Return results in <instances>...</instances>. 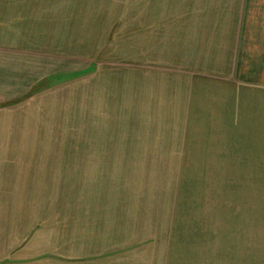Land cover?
I'll list each match as a JSON object with an SVG mask.
<instances>
[{"label": "crops", "instance_id": "obj_1", "mask_svg": "<svg viewBox=\"0 0 264 264\" xmlns=\"http://www.w3.org/2000/svg\"><path fill=\"white\" fill-rule=\"evenodd\" d=\"M96 4L90 5V12L86 15V7L71 0H0V202H45L49 187L46 185L45 189L39 184L38 168L35 174L32 162L24 166L21 158L8 157V149H14L13 153L21 156L22 147L18 146L17 149L7 146V139L33 137L31 133L43 121L40 113L42 108L49 110L47 115H53L51 122L57 133L59 121L54 116L66 115L70 118L76 107L79 123H113L118 119L110 116L121 112L118 103H112L113 92L122 89L128 93L130 102L126 106L132 109L130 115L139 116L142 113L143 117H148L144 119L145 122L159 121L149 116H169V119L163 118L162 121L181 123L184 121V109L186 114H190V108L199 107L203 97L212 99L216 105L211 104L215 107H222L225 101L235 102L236 91L230 87L245 84L238 81V84L224 86V80L229 82L231 76L250 75L253 71L250 68L255 66L252 69L261 70L255 73L264 77V2L145 0L141 5L146 11L143 16L138 4L129 8L130 25L120 29L123 30L122 34L118 31V14L108 13L115 9L110 5L104 7L101 3L100 6ZM97 11L100 13L97 14ZM104 11L107 13L104 14ZM89 43L93 45L89 46ZM115 47L121 53L115 55L116 52L112 51ZM108 51H112L114 57L109 56L111 52ZM106 55L110 57L109 62L103 60ZM74 57H78V60H74L79 63L89 60L88 64L82 62L77 69V81L82 86L78 90L81 93L77 94L78 97L74 94L76 101L69 98L56 101L54 92L69 91L71 84H74L69 77ZM88 76L95 77L92 95H89L92 89L88 90L83 83ZM214 81H224L219 83L223 86L213 88ZM215 89L218 95L210 93ZM105 91L107 95L104 97ZM60 107L62 109L59 110ZM234 119V122L246 121L244 118ZM28 123L31 124L28 126ZM33 124L34 131L31 130ZM70 129L71 125L67 133ZM92 129L96 130L97 125ZM67 136L73 138L70 133ZM106 149L95 146L94 154L120 153ZM71 150L63 148L59 153L67 159L62 168L57 170L54 165L51 167V164H47L48 167L41 169L56 171L47 179L55 180L54 184L59 188L77 184L80 192L84 186L83 179L86 180L90 174L97 178L95 172L101 167H97L96 162H86L87 156L92 154L91 149L90 153L80 149L79 154L86 157L84 162H79L82 165L79 169L83 171L78 174L76 181L67 168ZM24 170H27V174L23 173ZM8 171L10 174H7ZM85 171H88L87 177ZM101 178L102 174L99 173L97 182ZM64 195L71 198L69 192ZM87 195L82 196L85 199L82 201L88 200L90 207H85L90 210L92 222L95 220L97 226L106 220L109 207L96 213L95 206L108 202L114 204L111 207V252L92 248L93 254L88 257L82 254V248L87 247L85 243H99L103 234V230L91 235L86 231L79 232L84 227L72 234L76 242L64 246V257L52 251L65 244L64 240L63 243L56 241L52 246L46 243L41 249L31 241L0 243V264H169L168 260L123 257V254L136 248L140 240V218L136 215V212L141 214L140 207H132L127 215L125 212L120 214L121 201L114 199V196L110 200L104 194L97 198ZM97 199L100 201L95 206L91 205ZM15 210L18 212L14 218L15 224L19 225L22 206ZM124 219L132 220L130 225L136 227L134 233L138 231V235L133 236L134 241L131 232L128 237L119 234L121 230L115 227V222ZM9 223L12 224L11 220L5 221L3 226H10ZM5 229L6 232L2 233L10 232ZM35 229L30 231L32 237ZM131 239L133 242L130 244ZM179 263L170 261V264Z\"/></svg>", "mask_w": 264, "mask_h": 264}, {"label": "rangeland", "instance_id": "obj_2", "mask_svg": "<svg viewBox=\"0 0 264 264\" xmlns=\"http://www.w3.org/2000/svg\"><path fill=\"white\" fill-rule=\"evenodd\" d=\"M71 1L86 7V15L90 12V5H110L115 10L108 13L116 12L119 16V34L123 33L120 29L130 25L129 8L138 4L141 16L146 12L141 6L145 0ZM112 51L116 52L115 55L121 53L117 47ZM112 51H108L111 57L114 54ZM108 55L103 60L109 62ZM75 58L78 57L72 58V74L69 76L74 84H71L68 92H54L56 101L64 98L76 101L75 96L81 93L78 90L82 86L77 81V69L82 62L88 64L89 60L79 63ZM253 67L250 68L253 70L250 75L231 76L229 82L224 80V86L244 82L245 85L230 87L236 91L235 102L225 101L222 107H215L211 104L216 105L212 99L203 97L199 107L190 108V114H186L184 109V121L181 123L162 121L163 118L169 119V116H149L159 121L145 122L144 119L148 117H143L142 113L139 116L130 115L132 109L126 106L128 93L122 89L113 92L112 103H118L121 111L110 116L118 119L113 123H79L76 107L70 118L66 115L54 116L59 121L57 133L51 122L53 115H47L49 110L46 108L40 109L43 121L38 124L37 131L31 133L32 138L7 139L8 147H22L21 156L15 155L14 149H10L11 152L8 149V157L21 158L24 166L32 162L35 174L38 168L39 184L43 188L48 185V193L43 203L0 202V243L31 241L41 249L46 243L52 246L56 241L63 243L64 240L65 244L59 245L58 250H52L57 256L64 257V246L76 242L72 234L86 227L79 232L86 231L91 235L103 230V234L99 243H85L87 247L82 248V254L88 257L94 252L92 248L111 252V207L114 204H97L99 199L91 204H97L96 213L109 207L106 220L97 226L95 220L92 222L90 210L85 207H90L88 200L82 201L85 200L83 195L97 198L104 194L110 200L114 196V199L121 201L120 214H129L132 207L141 208V214L136 212L140 218V240L136 248L123 254L124 258L168 260L169 264L170 261L179 264H264V77L255 73H259L260 68ZM91 78L88 76L83 82L88 90L92 89L89 95L94 91L95 77ZM224 81H214L212 87L220 88ZM213 92L218 95L217 89L210 93ZM106 95L105 91L104 97ZM234 118H244L246 121L234 122ZM70 125L69 133L73 138L67 136ZM96 125L97 129H92ZM34 127L33 124L32 131ZM95 146L120 153L94 154ZM63 148L72 149V154L68 155L67 168L76 181L78 174L83 171L79 169L82 166L79 162H84L86 157L79 154L80 149H86L88 153L91 149L92 154L87 156L86 162H96V166L101 167L95 172L97 178L91 174L87 177L88 171H85L87 178L84 180L82 177L84 186L80 192L77 184L59 188L54 184L55 180L47 179L56 171L41 169L48 167L47 164H51V167L54 165L55 169L62 168L67 160L59 155ZM23 173L27 174V170ZM99 173L102 178L97 182ZM66 192L71 198L63 196ZM20 206L23 211L18 225L15 224L18 214L15 209ZM8 219L12 224L4 227L3 223L10 221ZM131 223L132 220L124 219L115 222V227L121 230L119 234L128 237L131 232L134 241L133 236L138 235V231L134 233L136 227L133 228ZM5 228L11 233H2L6 232ZM32 229H35L33 237L30 235ZM133 241L131 239L129 243Z\"/></svg>", "mask_w": 264, "mask_h": 264}]
</instances>
